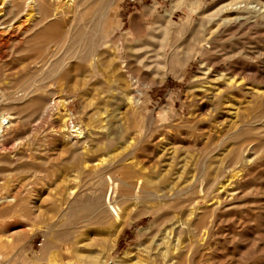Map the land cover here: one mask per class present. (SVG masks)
Wrapping results in <instances>:
<instances>
[{
  "label": "rangeland",
  "instance_id": "374dc122",
  "mask_svg": "<svg viewBox=\"0 0 264 264\" xmlns=\"http://www.w3.org/2000/svg\"><path fill=\"white\" fill-rule=\"evenodd\" d=\"M0 51L8 261L264 264V0H0Z\"/></svg>",
  "mask_w": 264,
  "mask_h": 264
},
{
  "label": "bare ground",
  "instance_id": "6f19581e",
  "mask_svg": "<svg viewBox=\"0 0 264 264\" xmlns=\"http://www.w3.org/2000/svg\"><path fill=\"white\" fill-rule=\"evenodd\" d=\"M5 2V1H4ZM8 27V26H7ZM5 34V33H4ZM207 39H205V41H206ZM2 42V41H1ZM1 47H2V45H1ZM2 51V50H1ZM0 51V52H1ZM54 53V52H53ZM51 54V53H50ZM5 55V54H4ZM54 55V56H53ZM52 56L50 55L49 57L53 60L54 58H56V56H55V54H53ZM47 57H45V59H46ZM58 58V57H57ZM48 59V58H47ZM61 59V58H60ZM1 60V59H0ZM42 60V59H41ZM101 60L102 59H94V61H93V64L95 65L96 64V66H98V65H100V63L99 62H101ZM40 61V60H39ZM47 61V60H46ZM48 61H49V59H48ZM44 62V61H43ZM53 63V62H52ZM59 63H60V61H59ZM44 64H46V62L44 63ZM103 64V62L101 63V65ZM38 65V64H37ZM36 65V66H37ZM54 65H58V60L55 62V64ZM100 65V66H101ZM41 68H42V66H40ZM44 67V66H43ZM54 67V66H53ZM54 68H56V67H54ZM93 68H94V66L92 67V70H93ZM102 68V67H101ZM37 69V68H36ZM36 69H34V70H36ZM99 69H100V67H99ZM38 70V69H37ZM95 70V69H94ZM96 70H97V68H96ZM227 70H231L230 69V67L227 69ZM99 71V70H98ZM226 74V73H225ZM32 75V74H31ZM37 76V75H36ZM231 77V76H230ZM88 78V77H87ZM233 78V77H232ZM37 79V78H36ZM89 79V78H88ZM98 79V78H97ZM100 80V79H99ZM41 81V80H40ZM97 81V80H96ZM230 83V82H229ZM219 93V92H218ZM201 95V94H200ZM199 95V96H200ZM210 96V95H209ZM214 96L215 97H218L219 96V94H217V93H215L214 94ZM210 99V98H209ZM229 100V99H228ZM10 121H9V117L8 116H6L5 114H0V131H1V127L4 125V124H10L9 123ZM231 127V126H230ZM1 133V132H0ZM211 133V132H210ZM254 139V138H253ZM247 143H248V140L246 139V141H244L243 140V142L242 143H240L241 144V147H246V145H247ZM251 146V145H250ZM240 147V146H239ZM244 147V148H245ZM253 148V147H252ZM240 149H242V148H240ZM243 150H241V152H242ZM240 152V153H241ZM240 153H239V155H240ZM238 157H236V159H237ZM248 158V157H247ZM247 160V159H246ZM249 171V170H248ZM241 172V171H240ZM239 172V173H240ZM235 173V172H234ZM238 173V174H239ZM241 174V173H240ZM243 177V176H242ZM230 185V184H229ZM229 187V186H228ZM202 189V188H201ZM220 189V188H219ZM127 191V190H126ZM129 191H131V190H129ZM216 191V190H215ZM128 192V191H127ZM128 193H130V192H128ZM231 194V193H230ZM232 195V194H231ZM222 196V195H221ZM229 197V196H228ZM223 198H225V196L223 197ZM220 201V200H219ZM6 210V209H5ZM159 210V209H158ZM0 211H2L1 209H0ZM4 211V210H3ZM2 211V212H3ZM157 212V210H151L150 211V213H156ZM1 213V212H0ZM117 213V212H116ZM4 214V213H3ZM6 214V213H5ZM158 215V214H157ZM2 219H3V217H2ZM4 221H5V218H4ZM3 221H1L0 223H2ZM5 223V222H4ZM6 224V223H5ZM0 225H2V224H0ZM2 226H4V225H2ZM1 229L3 230V227H1ZM196 237H197V235H196ZM5 242V241H4ZM3 242V243H4ZM2 243V244H3ZM1 244V243H0ZM6 244V243H5ZM5 244H3V245H0V264H14V262H10V261H8V254L9 253H7L6 251H4V249H7L8 248V246L7 245H5ZM9 252V251H8ZM7 253V254H6ZM25 260V259H24ZM16 262V261H15ZM29 262V261H28ZM16 264V263H15ZM27 264V263H26Z\"/></svg>",
  "mask_w": 264,
  "mask_h": 264
}]
</instances>
